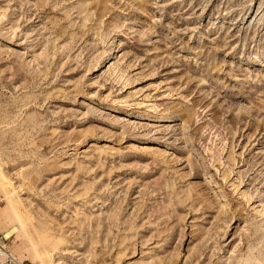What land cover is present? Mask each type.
Here are the masks:
<instances>
[{
    "label": "rangeland",
    "instance_id": "1",
    "mask_svg": "<svg viewBox=\"0 0 264 264\" xmlns=\"http://www.w3.org/2000/svg\"><path fill=\"white\" fill-rule=\"evenodd\" d=\"M0 166L23 264H264V0H0Z\"/></svg>",
    "mask_w": 264,
    "mask_h": 264
},
{
    "label": "bare ground",
    "instance_id": "2",
    "mask_svg": "<svg viewBox=\"0 0 264 264\" xmlns=\"http://www.w3.org/2000/svg\"><path fill=\"white\" fill-rule=\"evenodd\" d=\"M9 188H10V186L8 185L3 173L1 172V166H0V194L2 195V197H9V195L11 194ZM1 219H2V217L0 216V231H2L5 228L3 226L4 225V221H2ZM19 226H20L21 232L24 233V225H23V223L19 222ZM20 230H19V232H20ZM5 234L7 236L12 237L10 232H5ZM23 247L24 246H22V245L17 246V250H20ZM34 256L37 259V264H54L53 260H51L50 256H48V255H41V254H38V253L35 252Z\"/></svg>",
    "mask_w": 264,
    "mask_h": 264
},
{
    "label": "built area",
    "instance_id": "3",
    "mask_svg": "<svg viewBox=\"0 0 264 264\" xmlns=\"http://www.w3.org/2000/svg\"><path fill=\"white\" fill-rule=\"evenodd\" d=\"M11 237L0 232V264H23L11 249Z\"/></svg>",
    "mask_w": 264,
    "mask_h": 264
}]
</instances>
